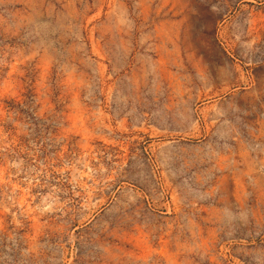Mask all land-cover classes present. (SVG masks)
Returning a JSON list of instances; mask_svg holds the SVG:
<instances>
[{
	"label": "rangeland",
	"instance_id": "374dc122",
	"mask_svg": "<svg viewBox=\"0 0 264 264\" xmlns=\"http://www.w3.org/2000/svg\"><path fill=\"white\" fill-rule=\"evenodd\" d=\"M0 264H264V0H0Z\"/></svg>",
	"mask_w": 264,
	"mask_h": 264
}]
</instances>
